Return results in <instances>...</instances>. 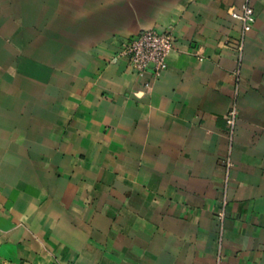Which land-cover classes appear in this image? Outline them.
Returning <instances> with one entry per match:
<instances>
[{
    "label": "crops",
    "instance_id": "obj_1",
    "mask_svg": "<svg viewBox=\"0 0 264 264\" xmlns=\"http://www.w3.org/2000/svg\"><path fill=\"white\" fill-rule=\"evenodd\" d=\"M243 2L0 0V264H264V0L240 55ZM142 29L174 36L159 76L122 53Z\"/></svg>",
    "mask_w": 264,
    "mask_h": 264
},
{
    "label": "built area",
    "instance_id": "obj_2",
    "mask_svg": "<svg viewBox=\"0 0 264 264\" xmlns=\"http://www.w3.org/2000/svg\"><path fill=\"white\" fill-rule=\"evenodd\" d=\"M232 16L239 20L242 27L241 37L237 44L239 54L244 51V43L247 32H249L255 22L256 15L252 0H244L241 8L232 12ZM174 49V36L171 32H159L154 29H142L133 35L124 45L122 53L128 56L137 71L143 72L151 69L155 76H159L168 66V57ZM238 118L237 105L231 107L227 113L226 121L233 136ZM234 166V160L229 155L226 160V167L230 170ZM217 219L220 223V241L224 222L226 220V200L222 201L220 210L217 212ZM221 257L218 258V263Z\"/></svg>",
    "mask_w": 264,
    "mask_h": 264
}]
</instances>
